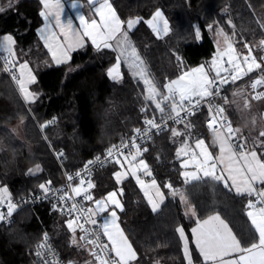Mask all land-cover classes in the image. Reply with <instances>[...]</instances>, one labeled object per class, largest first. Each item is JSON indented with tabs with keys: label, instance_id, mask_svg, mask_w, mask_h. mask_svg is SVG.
Listing matches in <instances>:
<instances>
[{
	"label": "trees",
	"instance_id": "16d2710c",
	"mask_svg": "<svg viewBox=\"0 0 264 264\" xmlns=\"http://www.w3.org/2000/svg\"><path fill=\"white\" fill-rule=\"evenodd\" d=\"M111 2L123 21L142 18L128 33L146 76L162 93L166 92L163 86L184 70L212 57L217 33L229 34L242 52L246 50L245 42L253 44L264 33V0ZM0 8L5 9L0 12V35H13L17 60L27 61L36 75L31 84L35 99L25 100L0 62V186L7 187L11 196L39 191L38 186L49 180L51 184L60 181L61 167L53 150H63L62 165L74 170L105 146L129 135L144 117L158 115L154 105L145 100L148 86L136 75L135 67L122 61L120 79L112 80L107 75L117 51L98 50L87 42L74 50L66 63L54 64L37 33L42 21L40 0H0ZM157 8L169 22L170 31L164 36L155 35L145 22ZM210 24L212 29L208 28ZM256 51L259 62L264 53ZM257 74L254 70L229 86L225 96H216L235 126L241 121L233 89ZM261 74L264 78V71ZM214 76L211 74V78ZM145 108L146 112L141 111ZM207 114L202 107L185 123L190 122L197 137H204L214 150L212 133L204 124ZM53 118L56 121L48 124ZM182 125L160 132L148 151L140 155L147 158L165 196L157 211L152 210L132 176L116 182L113 173L118 165L113 161L94 174L93 198L110 189H123L119 197L124 210H119L118 220L137 253V260L131 264H188L176 231L179 226L188 239L192 264H207L192 242L190 227L212 212H218L229 223L242 246L258 239L245 212L248 195H238L210 178L185 183L176 152L178 137L170 131ZM37 165L39 172H35ZM166 183H171L172 189L165 188ZM173 190L184 193L187 204L195 209L194 216L185 212L179 194L171 195ZM66 219L51 211L46 201L17 210L10 224H0V264H37L32 249L44 233L64 261L86 264L89 251L71 243L73 235L65 225Z\"/></svg>",
	"mask_w": 264,
	"mask_h": 264
},
{
	"label": "snow or ice",
	"instance_id": "6c2138e0",
	"mask_svg": "<svg viewBox=\"0 0 264 264\" xmlns=\"http://www.w3.org/2000/svg\"><path fill=\"white\" fill-rule=\"evenodd\" d=\"M42 3L45 9H56L54 14L42 11L40 15L45 20L49 19V15H54L55 26L60 29V33L65 42L61 43L56 32L51 31L48 25L40 30L46 47L51 52L52 59L56 64L66 63L70 60L69 51L73 48L83 47V38L88 37L96 49L99 50L103 47L105 49H113L120 53L116 57L115 64L107 70V75L112 80H118L121 77V61H131L130 66L136 68V75L142 78L143 83L148 86V94L145 96V100L153 104L155 110L161 114L162 123H157L155 116L145 119L143 123L146 127L143 130L134 129V135L130 138V141L125 142L121 140L119 145L114 144L110 146L107 151V157L112 158V161L122 169L121 171H115L113 173L116 182L120 183L129 175L135 177L136 182L143 189L144 195L147 197L152 210L154 212L157 211L160 203L164 200V194L155 179H152L149 184H146L137 175V172L141 169L148 176H151L152 173L148 170V165L143 159H140L136 163L137 157L141 155V148L136 143V140L138 138H150L153 130L159 132L162 128L167 127V123L163 122L165 106L172 113L169 119L175 124H183L190 136L192 125L190 122L185 123V121L189 115L193 114L192 109H198L201 102L211 100L219 95V85L229 83V80L223 78L221 73H228L231 70V82L234 83L243 76L252 73L255 69L264 71V57H261L258 62L257 58L252 55V48L247 42L244 43L247 54L243 56L237 55L230 38L224 36V50H218L216 57L211 61L212 67L215 70V78H210L205 67L201 65L197 68L183 71L176 79L165 84L163 87L167 94H164L158 90L152 80L146 78L145 69L142 67L143 62L137 55L135 47L130 43L128 32L123 30L125 25L127 29H132L136 24L141 22L142 18L123 21L117 15L110 0H103V2H100V0H88V4L92 6L94 14L99 17V20L95 18L86 19L84 15H78L80 25L83 29L81 34L73 28L71 19L67 21L66 25L61 22L60 14L62 12V4L60 0H55L54 4L50 0H42ZM71 6L75 8L77 4L73 2ZM4 10V8H0V12ZM146 23L158 35L161 33L167 34L170 31L169 22L160 9H157L152 14L151 19L147 20ZM213 27L212 24L208 25L209 29ZM197 36L199 37V31H197ZM14 44L15 41L11 35L0 37V48L6 49L9 56L15 55L12 47ZM259 46H264V40L260 41ZM224 57L228 58L227 64L229 68H225L219 64V60ZM7 63L9 64V68L5 69V71L15 73L16 61L8 60ZM25 76L27 79H25ZM12 79L18 83L25 100H34V94L29 92L26 87V84L35 82V77L32 75L27 62L19 65V76L13 74ZM259 85H264V78L253 81L251 88L255 90ZM262 96L264 94L258 93L253 99L259 100ZM141 111L146 112L147 109H141ZM208 112L209 119L206 126L215 136V141L219 148V155L214 157L208 150L203 139H197L195 141L194 149H190L187 140H185L184 145L178 149L177 156L190 157V159L182 160L181 167L187 169L189 166H192L195 170L183 171L181 176L184 178L185 183L210 178L213 181L223 183L224 187L229 190L234 188L238 195L247 194L251 196L255 194L257 199L255 202L249 200L247 208L250 210L246 214L250 218L254 232L258 234V239L256 242L250 243L247 247L242 246L241 241L233 234L228 224L218 214H215L208 216L202 221H197V227L191 230L195 238V244L203 256L204 261H210L212 264H264V190L257 191L256 188L257 183L264 184V160L260 159L255 150L244 151L247 146L246 141L239 135V129H234L231 122L224 116L223 107L217 106L213 109L209 104ZM182 113L184 114L183 116L181 115ZM54 122L55 118L47 123L51 124ZM46 126L41 125V127ZM170 131L173 137L186 135L185 132L179 131L176 128H172ZM260 135L264 137V132H261ZM234 141H238L239 143L234 144ZM130 147L136 149L135 153L128 151ZM237 147L240 149L239 152L236 150ZM143 151H147V149H143ZM97 160H99V157H97ZM92 163L93 161H89L85 165V170ZM125 165H127V168ZM218 168L219 172L217 171ZM39 171L40 166L37 165L35 172ZM29 173H33V170L30 169ZM76 176L79 177L80 173H77ZM66 179L72 181L74 177L67 175ZM84 184L85 181L81 179L79 185L71 187V194L66 190L69 185H64L62 188L56 190L62 194L57 197L61 203L54 206V208L62 213L66 212L71 217L65 220L67 229L73 235L71 243L87 249L89 254L94 258V264H131L132 261L137 260V253L117 222V209L122 212L124 208L120 199L117 197L116 191L108 193L104 199L94 200V208H84L78 203H72L70 207H65L67 202L73 200L74 197L93 201L94 198L88 194V189L93 188L94 185L88 181L87 188H85ZM38 187L45 194V197L52 194L50 180L41 183ZM164 187L172 189L171 183H166ZM150 190H155L156 198L153 197V193ZM119 192L120 195H123V189H119ZM171 194L176 196L178 190H173ZM157 199L159 202H157ZM180 199L187 205V200L182 194L180 195ZM5 203H7V217H11L17 205L11 202V195L8 188L2 187L0 188V205ZM110 205L112 207L109 211ZM106 212L109 215L103 218L102 223H99L97 219L93 218ZM190 212L192 215H195L194 208L190 209ZM4 219V212L0 210V221ZM88 225L97 226L100 230L97 231L94 228H89ZM78 230L83 233L79 237V241L75 238ZM176 231L184 242V255L188 260V264H192V259L188 251V239L185 236L184 229L183 227H178ZM101 235L107 237L108 244H102L100 242ZM47 241V233H44L42 243L37 245V256L42 255L41 250L46 249L51 251ZM80 242L83 243L81 244ZM109 251L115 254V259L106 255ZM42 264H52V262L43 260ZM68 264H73V262L69 261Z\"/></svg>",
	"mask_w": 264,
	"mask_h": 264
},
{
	"label": "built area",
	"instance_id": "2783aa9c",
	"mask_svg": "<svg viewBox=\"0 0 264 264\" xmlns=\"http://www.w3.org/2000/svg\"><path fill=\"white\" fill-rule=\"evenodd\" d=\"M264 40V33L262 36H260L257 41L256 44L253 46L252 48V55H254L253 51L258 50V51H262L264 53V46H259L260 45V41ZM255 56V55H254ZM227 57H224L222 59H220L221 64L223 67L225 68H229V65L227 64ZM8 60H12V56H9L8 52L6 51H0V62L2 64L3 69H7L9 68V64L7 63ZM255 71L258 73L256 76H254L253 78H251L248 82H249V88H250V92L253 93H261L264 94V85H259L257 87V89L253 90L251 88V84L253 81H255L256 79H260L263 78L261 75V69H255ZM8 76L10 77V79L12 80V82L15 84V86L18 88V84L15 80L12 79L13 74H15L16 76H19V73L17 71V69L15 68V73L12 72H7ZM221 76L223 78H226L229 80V83L227 84H223V85H219L220 87V94L217 96H225V90L231 86L232 84H234L233 82H231V70H229L228 73H221ZM215 78V76L213 77ZM170 82V81H169ZM217 83H218V79H217ZM19 89V88H18ZM164 94H167L166 92ZM209 104L212 106L213 109H215L217 106H221L223 107L221 104H219L216 101V96L214 98H212L211 100H206L204 102H201L200 106L198 107V109H192L193 114L189 115L187 117L186 120H188L189 118H191L197 111H199L202 107L206 108V110L208 111V107ZM224 108V107H223ZM263 113V117H264V111H262ZM224 116L227 117L228 121L231 122V125L234 129H237L235 125H233L231 118L229 117L228 113L226 112L225 108H224ZM172 115V113L170 112L169 108L167 106H165V114L163 116V122L167 123V127L166 128H162L159 132H156L155 130H153V132L150 134V138H138L136 140V143L140 146L141 148V154H143L146 151H143V149H147L149 147L150 142L153 140V138L158 135L160 132H163L164 130L168 129L170 126L173 125H178L173 123L170 119L169 116ZM182 116L184 115L183 113L181 114ZM153 116H155L157 118V123H162L161 121V114L158 113V115H152V116H146L142 119L141 123L136 125L134 129H141L143 130L146 125L143 123V121L145 119H149L152 118ZM209 119V112L207 114V116L204 119V124H205V128L208 132L212 133L211 130H209L206 126V123ZM56 121V119H55ZM132 130V132L127 135L126 137L120 139L118 142H115L113 144L107 145L104 147L103 151L101 153H98L96 155H93L92 157H90L89 159H87L79 168L77 169H67L65 168L62 163L61 160L63 159L62 156L64 155V151L61 149L58 150H53L54 155L56 156L60 167H61V175H60V181L57 184H51V188H52V194H49L47 197H45V194L39 190V191H29L27 193L21 194L19 196H11V202L17 205L16 210L13 212L11 217H7L6 214V208H7V203L0 205V210H2L4 212L5 215V219L3 221H0V224H10L15 217V213L17 210L26 207V206H35L38 204H41L42 202H48L49 203V209L51 211H55L60 213L61 215L65 216L67 219L71 218L67 215V213H62L61 211L57 210L56 208H54V206L60 204L61 202L58 201L57 197L59 195H61L62 193L57 192V189L62 188L64 185H69V187L66 189L69 194H71V187L72 186H77L80 183V180L83 179L85 181L84 187L87 188V182L90 181L94 187L91 189H88V194H90L91 196H93V192L95 189V181H94V174L96 172V170L102 166H105L107 164H109L110 162H112V158H108L107 157V151L110 148V146L116 144L119 145L121 143V140L128 142L130 141V138L134 135V131ZM223 131V130H222ZM236 142V141H234ZM233 142V143H234ZM130 152L135 153L136 149L135 148H129ZM62 154V155H61ZM97 157H99V160H97ZM89 161H93V163L91 165L88 166V169L85 170V165L89 162ZM80 173V176L77 177L76 174ZM67 175H72L74 177V179L72 181H68L66 179ZM72 203H78L79 205L83 206L84 208H89V201L87 200H83L82 198L79 197H74L73 200L67 202V204L65 205V207H70ZM99 221V220H98ZM99 223H101L99 221ZM89 228H94L97 231H99L100 229L97 226H93V225H88ZM44 235V234H43ZM43 235L34 243L33 245V255L35 257V260L37 262V264H42L43 260H47V261H51L52 264H68L66 261L63 260V258L61 257L59 251L52 245V243L49 240L48 237V245L51 249V251L48 250H41L42 255L41 256H37L36 255V251H37V245L42 243V237ZM83 235L82 232H80L79 230L77 231V238L79 241V237ZM48 236V235H47ZM93 238V237H90ZM100 242L102 244H107L106 240H105V236L101 235L100 237ZM81 244L83 242H80ZM106 255H108L110 258L115 259L113 253L111 251H109ZM86 264H94V258L88 253V261L86 262Z\"/></svg>",
	"mask_w": 264,
	"mask_h": 264
},
{
	"label": "rangeland",
	"instance_id": "374dc122",
	"mask_svg": "<svg viewBox=\"0 0 264 264\" xmlns=\"http://www.w3.org/2000/svg\"><path fill=\"white\" fill-rule=\"evenodd\" d=\"M224 36H227L230 38L231 42L234 44L237 55L243 56V55L247 54V50H245V52H242L240 49L236 48L235 41L229 34H227L224 31H221V32L217 33V35L215 37V52L212 55V57H210L205 62H203L197 66L188 68L184 71H187V70H190L193 68H197V67L203 65L205 67V70L208 73L209 77L211 78V74H215V70L212 67L211 61L214 59V57H216V53L218 50L219 51L224 50V48H225ZM255 44H256V42H254L253 44H249V45L251 46V48H253V46ZM255 52H257V51L255 50ZM219 64L222 65L220 60H219ZM142 67H143V65H142ZM31 70H32V68H31ZM245 70H246V66H245ZM33 74L35 75L34 71H33ZM146 78L149 79L148 76H146ZM176 78H174V79H176ZM18 88H19V85H18ZM31 90L35 93V90H33V89H31ZM233 94H234L233 99L236 102V106L238 108V120L241 121V124H238V125L236 124L237 129H239V135L241 136L242 139H244L246 141V145H247L246 147L256 148L259 151H263V153H264V143H263L262 138L258 134L260 128H263V130H264V117H263V113H262V111H264V96H262V98L259 100L253 99V97L258 93H254V95H253V93L250 92L249 82H246V83L244 82V83L237 85L233 89ZM179 128H181L179 131L185 132L186 135L182 136V137H178V147H177L176 152L178 151L179 148H181L184 145L185 140H187L189 148L194 149L195 148V141L197 139H203L205 141V144L208 147V150L212 153V155L214 157L218 156V155H216V150L215 151L212 150L210 144L204 139V137H197V133L194 131V129L191 128L190 136H189L187 133V130H185L183 125H182V127H176V129H179ZM211 137H212L213 146L218 147V145L216 144V141H215V136L213 134H211ZM238 143H239L238 141L234 142V144H238ZM236 150H237V152L240 151V149L238 147L236 148ZM146 152H144V153H146ZM179 158H180V165H181L182 160L190 159V157H183V156H179ZM140 159H143L146 162V164L148 165V170L151 171L152 175L151 176L146 175L142 169L137 172V175L140 177V179L144 180L146 184H149L152 179L156 180V178L153 175L151 165L147 161V158L144 156H138L136 163H138ZM125 167L127 168V165H125ZM121 170L122 169L118 165V168L116 171H121ZM194 170L195 169L192 166H189V168H187V169L182 168L181 173L183 171H194ZM217 171L219 172V168L217 169ZM201 175H202V173H201ZM129 176H131V175H129ZM133 178L135 179V177H133ZM156 182H157V180H156ZM157 185H159L158 182H157ZM2 187H5V186H0V188H2ZM160 190L163 192V190L161 188H160ZM150 191L153 193V197L156 198L155 197V190H150ZM178 194H179V197L181 194L185 197L183 192H179ZM157 202H159L158 199H157ZM190 209H192V206L189 204H187V205L185 204V212L187 214H191ZM179 227H181V226H179ZM75 238L78 240L77 237H75ZM182 242H183V240H182ZM188 251L190 254L189 245H188ZM183 252H184V242H183ZM190 256H191V254H190ZM185 259L188 262L186 257H185Z\"/></svg>",
	"mask_w": 264,
	"mask_h": 264
},
{
	"label": "crops",
	"instance_id": "0c3cea01",
	"mask_svg": "<svg viewBox=\"0 0 264 264\" xmlns=\"http://www.w3.org/2000/svg\"><path fill=\"white\" fill-rule=\"evenodd\" d=\"M40 2H41V4H42L41 12L44 11V12H47V13L54 14V12L56 11V9H45V8H44V5H43V3H42V0H40ZM50 2L54 4V3H55V0H50ZM60 2H61V4H62V12H61V14H60L61 22L64 23V24L66 25V24H67V21H68L69 19H71V20H72V23H73V28H74L75 30H78L81 34H82V32H83V29H82V27H81V25H80V21H79V19H78V15H84L86 19H92V18H95V19L99 20V17H98L97 15L94 14V11H93V9H92V6H90V5L88 4V0H60ZM73 2H75V3L77 4V6H76L75 8L71 6ZM100 2H103V0H100ZM110 3L112 4L113 8L115 9V7H114L113 3L111 2V0H110ZM157 9H160V8H157ZM157 9H156V10H157ZM156 10H155V11H156ZM160 10H161V9H160ZM115 11H116V9H115ZM155 11H154V12H155ZM154 12H153V13H154ZM116 13H117V11H116ZM153 13H152V14H153ZM163 13H164V12H163ZM152 14H151V16H150L149 18L145 19V22H146L147 20L151 19ZM117 15L119 16L118 13H117ZM164 16H165V14H164ZM119 17H120V16H119ZM165 18H166V16H165ZM120 19H121V17H120ZM166 19H167V18H166ZM121 20H122V19H121ZM46 25L49 26V28H50L51 31L56 32V34H57V36L59 37L61 43H65V42H64V39H63V36H62L61 33H60V29L57 28V27L55 26L54 15H49V19H48V20H45V18L42 16V21H41L40 25L37 27V33H38L39 38L42 40L43 44L45 45V47H46L45 40L42 38L40 30L43 29V28H45ZM149 27H150V26H149ZM150 28H151V27H150ZM151 29H152V28H151ZM123 30L128 32V29H127L126 25H125V27L123 28ZM152 31H153V29H152ZM153 32H154V31H153ZM154 34L157 35V36H164V35H165V34H163V33H161V34L158 35L156 32H154ZM4 35H11V36L13 37V35L10 34V33H4V34H1L0 37H3ZM128 35H129V33H128ZM13 39H14V37H13ZM14 41H15V40H14ZM83 41H84L83 46H84L87 42L91 43V40H90V38H88V37H84V38H83ZM129 41H130L131 45L133 46V44H132V42H131V39H130V36H129ZM91 44H92V43H91ZM65 46H66V45H65ZM93 46H94V45H93ZM12 47H13V52H14V45H13ZM46 48H47V47H46ZM79 48H81V47H79ZM79 48H73L72 50H70V51H69V55H71V53H72L74 50H77V49H79ZM101 48H103V47H101ZM47 50H48V52H49V54H50V56H51V59H52L51 52L49 51L48 48H47ZM0 51H6V52H7L6 49H2V48H0ZM117 52H118V51H117ZM14 54H15V52H14ZM118 55H120L119 52H118ZM12 60H15V61H16V69H17L18 73H19V65H20L21 63L27 62V61H25V60H23V61H18L15 55L12 56ZM122 61L126 64V66L130 65V61H127V62H125L124 60H122ZM122 61H121V62H122ZM52 62L55 63V61H54L53 59H52ZM115 62H116V61H115ZM115 62H114L113 64H115ZM27 63H28V62H27ZM55 64H56V63H55ZM113 64H112V65H113ZM28 65H29V63H28ZM112 65H111L110 67H112ZM110 67H109V68H110ZM128 67H129V66H128ZM109 68H108V69H109ZM29 69L31 70V66H30V65H29ZM120 72H121V68H120ZM31 73H32V75L35 77V80H36V75L33 74V71H32V70H31ZM121 75H122V72H121ZM25 79H27L26 76H25ZM31 84H32V83L26 84V87H27V89H28L29 92L33 93L34 96H36V93H34V92L31 90V89H32V88H31ZM21 93H22V92H21ZM22 95H23V97H24V94H23V93H22ZM34 99H35V98H34ZM235 103H236V102H235ZM261 132H264L263 128H260V129H259L258 134L260 135ZM212 134H213V133H212ZM260 137L262 138L263 143H264V137H262L261 135H260ZM215 150H216V155H219V148H218V147H215L214 151H215ZM249 150H255V151L257 152L258 156L260 157V159H261V160H264V153H263V151H259L258 149H256V148H251V147H246V148L244 149V151H249ZM141 155H142V154H141ZM159 186H160V185H159ZM140 188H141V187H140ZM160 188H161V187H160ZM256 188H257V191L264 190V184H259V183H257ZM161 189H162V188H161ZM141 190H142V192H143V194H144V191H143L142 188H141ZM231 190L235 192V189H234V188H232ZM113 191H116V192H117V197H118V199H120L118 190H117V189H110L109 191H107V192H106L105 194H103L102 196H100V197H96V198L93 199V201H90V202H89V208H94V200H97V199H104V198L107 197V194H108V193L113 192ZM235 193H236V192H235ZM245 195H247V194H245ZM144 196H145V195H144ZM248 196H249V195H248ZM249 197H250V198L248 199L247 204H248L249 200L255 202L256 199H257V197L255 196V194H253V195H251V196H249ZM145 198L147 199V197H145ZM147 201H148V199H147ZM120 202H121V199H120ZM121 204H122V203H121ZM160 204H161V203H160ZM258 206H259V205H258ZM111 207H112V206L110 205V206H109V211L111 210ZM192 208H193V207H192ZM249 210H250V209H248V208H247V205H246L245 212L247 213ZM118 212H119V210L117 209V215H118ZM215 214H218V215L221 217V219H223V220L228 224V226L230 227L229 223H228V222H227V221H226V220H225V219H224V218H223L218 212H212V213L206 215L205 217H203V218H201V219H199V220L202 221V220L206 219L208 216L215 215ZM108 215H109V213L106 212V213L101 214V215L98 216V217H93V218L99 220V221L102 223V222H103V218L106 217V216H108ZM190 215H192V214H190ZM193 216H194V215H193ZM118 218H119V215H118ZM248 218H249V217H248ZM249 220H250V218H249ZM197 221H198V220H197ZM197 221H196V222L190 227V232H191L192 242H193V244H194L196 250L198 251L199 255L201 256L202 260H204V259H203V256L201 255L199 249L197 248V246H196V244H195V238H194V235H193V233H192V231H191L193 228L197 227ZM117 222L119 223V220H118ZM250 222H251V221H250ZM119 226H120V224H119ZM120 228H121V226H120ZM230 228H231V227H230ZM121 229H122V228H121ZM231 230H232V229H231ZM232 232H233V230H232ZM233 234H234V232H233ZM234 235H235V234H234ZM257 235H258V234H257ZM237 239H238V238H237ZM105 240H106V242H107V244H108L109 241L107 240V237H105ZM113 255H114V254H113ZM114 256H115V255H114ZM226 259H228V258L226 257ZM205 262H206V261H205ZM207 264H212V262L208 261Z\"/></svg>",
	"mask_w": 264,
	"mask_h": 264
}]
</instances>
